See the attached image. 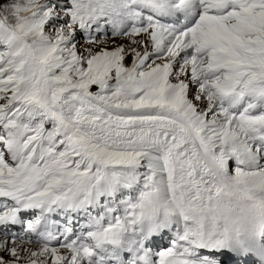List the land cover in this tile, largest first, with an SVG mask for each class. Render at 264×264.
I'll return each mask as SVG.
<instances>
[{"label": "snow or ice", "instance_id": "1", "mask_svg": "<svg viewBox=\"0 0 264 264\" xmlns=\"http://www.w3.org/2000/svg\"><path fill=\"white\" fill-rule=\"evenodd\" d=\"M0 264H264V0H0Z\"/></svg>", "mask_w": 264, "mask_h": 264}]
</instances>
